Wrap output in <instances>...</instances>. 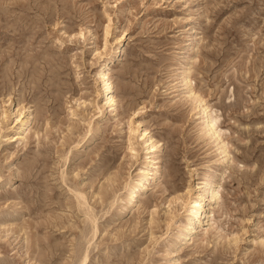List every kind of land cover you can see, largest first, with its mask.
I'll use <instances>...</instances> for the list:
<instances>
[{
	"label": "rangeland",
	"instance_id": "rangeland-1",
	"mask_svg": "<svg viewBox=\"0 0 264 264\" xmlns=\"http://www.w3.org/2000/svg\"><path fill=\"white\" fill-rule=\"evenodd\" d=\"M0 264H264V0H0Z\"/></svg>",
	"mask_w": 264,
	"mask_h": 264
},
{
	"label": "bare ground",
	"instance_id": "bare-ground-1",
	"mask_svg": "<svg viewBox=\"0 0 264 264\" xmlns=\"http://www.w3.org/2000/svg\"><path fill=\"white\" fill-rule=\"evenodd\" d=\"M122 34L115 38V42L117 43V46L113 47L111 49V51H108V47L106 44V42H107V31L105 30L104 34H103L102 52L101 53H104V56H103L102 64L100 66V70L98 72V75H99L100 80L102 82V87H101L100 92H101V95L104 97V104L108 107H111L112 109H114L113 106H114L115 102H114V98H113L112 94H110V93H112L114 91L113 90L114 86H113V83H112L110 76L108 74L107 67L111 61L121 60L120 59L121 53L124 49V44L122 42V37H123ZM91 37H92V35H91ZM115 48H116V50L114 51ZM96 52H98V51H96ZM186 78L187 77H183L182 81L180 80L182 82L183 86H186L188 83L189 79H186ZM193 96H194V94H193ZM202 113L206 118V123H205L206 131L208 133L215 134L216 132L214 129L213 120L207 114L206 108H203ZM27 119H28V117L23 119L21 127H24V125L27 122ZM140 134H141L142 140L145 143H147V147H146L147 152L146 153L151 154V153L155 152L158 145H159V141L155 142V141L151 140L152 138H150L147 128H143L141 130ZM19 136H21V135H19ZM152 158H157V157H152ZM149 162H152V160H150ZM150 171L151 172H149L147 169V170L139 173L137 175V178L135 179L136 180L135 183L129 188V191L127 193V199L128 200L126 203L128 209L136 206V198L147 188L146 184H147L148 179H151L155 175L158 174L159 166L157 165V166L153 167ZM211 171L212 170L210 169L209 174L207 175V177L204 179L203 182H197L196 187H194V189H197V192H196L195 196H193V199L190 202L189 209H190L191 215L189 217L188 224L185 226L183 233H181L178 237V243H180V244H182V243L185 244L186 242H188L191 239L192 234H194L197 231L198 223H200V220H201L202 215H203V208H204L205 202H212L217 197V192L214 189V179H213V175H212ZM201 189L204 190L206 193V195L204 197L200 196L199 191ZM83 259H84V257H83Z\"/></svg>",
	"mask_w": 264,
	"mask_h": 264
}]
</instances>
